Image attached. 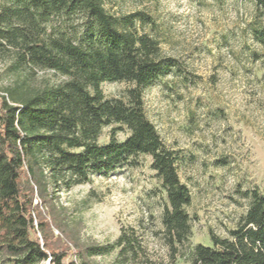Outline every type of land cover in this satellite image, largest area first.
I'll return each mask as SVG.
<instances>
[{"label": "rangeland", "instance_id": "rangeland-1", "mask_svg": "<svg viewBox=\"0 0 264 264\" xmlns=\"http://www.w3.org/2000/svg\"><path fill=\"white\" fill-rule=\"evenodd\" d=\"M6 5L0 0V11ZM105 8L118 17L137 15L138 32L156 38L163 54L174 59L175 66L143 87L142 95L145 115L175 153L180 179L191 194L185 207L191 244L170 246L163 221L166 193L149 155L137 156L134 165L92 173L68 188L50 184L42 216L55 207L64 222L63 232L52 228L62 239L56 244L68 243L73 251L111 246L86 264H191L190 245L211 246L212 234L230 238L248 211L251 192L264 194V8L257 0H105ZM77 19L53 24L70 32ZM22 49L0 33V98L13 89H39L65 79L22 62ZM131 87L104 82L101 90L106 98L123 99ZM112 127L101 130L100 144L109 141ZM127 136L117 132L120 141ZM35 190L39 206V187ZM69 259L83 260L75 254ZM0 264L15 263L0 254Z\"/></svg>", "mask_w": 264, "mask_h": 264}, {"label": "trees", "instance_id": "trees-1", "mask_svg": "<svg viewBox=\"0 0 264 264\" xmlns=\"http://www.w3.org/2000/svg\"><path fill=\"white\" fill-rule=\"evenodd\" d=\"M264 8V0H257ZM0 11L2 38L21 45L20 60L54 71L65 79L56 85L0 98V254L15 264H79L109 252L111 246L90 245L72 250L55 238L53 227L64 222L47 202L50 184L60 188L82 183L92 173H108L136 164L149 155L151 167L166 193L163 221L170 246L191 244V194L182 183L175 153L146 117L142 88L175 66L159 41L138 32L134 18L118 17L105 0H6ZM78 18L70 32L56 29V19ZM12 22L17 23L11 25ZM104 82H127L123 99L106 98ZM113 126L109 141L100 144L104 127ZM127 131L120 141L117 132ZM39 166V174L37 168ZM33 181V183H32ZM39 187L40 205L34 203ZM248 211L230 238L211 235L212 245H190L191 264H264V194L254 190ZM63 232V230H62ZM41 234L43 241L40 240ZM120 236L118 245L123 243ZM122 250V249H121Z\"/></svg>", "mask_w": 264, "mask_h": 264}]
</instances>
